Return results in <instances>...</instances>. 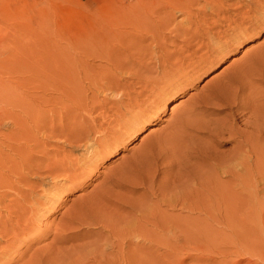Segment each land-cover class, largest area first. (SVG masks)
Wrapping results in <instances>:
<instances>
[{
  "label": "rangeland",
  "instance_id": "1",
  "mask_svg": "<svg viewBox=\"0 0 264 264\" xmlns=\"http://www.w3.org/2000/svg\"><path fill=\"white\" fill-rule=\"evenodd\" d=\"M0 124V264H264V0H0Z\"/></svg>",
  "mask_w": 264,
  "mask_h": 264
},
{
  "label": "bare ground",
  "instance_id": "2",
  "mask_svg": "<svg viewBox=\"0 0 264 264\" xmlns=\"http://www.w3.org/2000/svg\"><path fill=\"white\" fill-rule=\"evenodd\" d=\"M168 5H169V4H168ZM166 7H167V6H166ZM160 8H161V6H160ZM98 15H99V14H98ZM99 16H100V15H99ZM99 16H97V17H99ZM101 18H102V17H101ZM135 19H136V18H135ZM99 20H100V19H99ZM160 21H162V20H160ZM139 24H140V23H139ZM131 25H132V24H131ZM96 28H97V27H96ZM133 30H134V29H133ZM144 30H145V29H144ZM139 31H140V30H139ZM145 31H146V30H145ZM89 34H90V33H89ZM139 35H140V34H139ZM182 35H183V34H182ZM112 36H113V35H112ZM115 37H116V36H115ZM90 38H91V37H90ZM188 38H189V37H188ZM89 40H90V39H89ZM132 52H133V51H132ZM15 54H16V53H15ZM132 54H133V53H132ZM22 55L24 56L25 54H22ZM22 55H21V56H22ZM19 56H20V54H19ZM23 56H22V58H23ZM188 56H189V55H188ZM57 57H59V56H57ZM162 57H163V56H162ZM162 57H161V58H162ZM8 58L10 59V61H11V63H12V62H14V61L17 62L18 56H17V55H13V54H11ZM182 58H183V56H182ZM23 59H25V58H23ZM28 59H29V58H28ZM20 60H21V59H20ZM25 61H26V60H25ZM27 62H28V60H27ZM22 63H23V62H22ZM12 64H13V63H12ZM120 64H121V63H120ZM146 64H147V63H146ZM180 64H181V63H180ZM22 65H23V64H22ZM27 65H28V64H27ZM18 66H19V65H18ZM181 66H182V65H181ZM23 67H24V66H23ZM53 67H54V66H53ZM28 68H29V67H28ZM54 69H55V68H54ZM63 69H64V68H63ZM169 69H170V68H169ZM52 70H53V69H52ZM86 70H87V69H86ZM84 71H85V70H84ZM170 71H171V69H170ZM153 72H154V71H153ZM87 73H88V72H87ZM102 73H103V72H102ZM157 73H158V72H157ZM84 74H85V73H84ZM89 75H90V74H89ZM160 75H161V74H160ZM167 75H169V74H167ZM97 76H98V75H97ZM101 76H102V75H101ZM93 77H94V76H93ZM93 77H92V78H93ZM102 77H103V76H102ZM117 77H118V76H117ZM167 77H168V76H167ZM87 79H88V78H87ZM93 79H94V78H93ZM104 81H105V80H104ZM93 82H94V81H93ZM96 82H97V79H96ZM102 82H103V80H102ZM94 85H95V84H94ZM105 86H106V85H105ZM250 86H251V85H250ZM257 87H258V86H257ZM107 89H108V88H107ZM249 89H250V88H249ZM102 90H103V89H102ZM228 90H229V89H228ZM251 90H252V89H251ZM258 90H259V89H258ZM116 91H117V90H116ZM106 92H107V91H106ZM227 92H229V91H227ZM252 92H253V90H252ZM252 92H250V91L248 92V96H247V99H248V100H247V101H251V100L254 99V98L252 97L254 93L251 94ZM116 93H117V92H116ZM221 93H222V92H221ZM221 93H220V94H221ZM232 93H233V92H232ZM106 94H107V93H106ZM109 94H111V93L109 92ZM109 94H108V95H109ZM223 94H224V93H223ZM228 94H229V93H228ZM228 94H227V95H228ZM108 95H107V96H108ZM112 96H113V95H112ZM116 96H117V95H116ZM227 98H228V97H227ZM254 100H255V99H254ZM247 101H246V102H247ZM251 102H252V101H251ZM251 102H250V103H251ZM248 104H249V103H248ZM262 117H263V116H262ZM13 120H14V119H13ZM13 122H14V121H13ZM0 125H1V124H0ZM203 128H206V127H203ZM51 130H52V129H51ZM245 139H246V138H245ZM245 139H244V140H245ZM246 140H247V139H246ZM247 141H248V140H247ZM247 141H246V142H247ZM240 142H241V141H240ZM242 142H243V141H242ZM242 142H241V143H242ZM94 144H95L94 142H90V143H89V141H88V142H85V144L83 145V146H84L83 149H84V153H85V154H84V157H85L84 159H86L88 162H91V161L93 160V158L95 157V148H94ZM242 145H244V144H242ZM242 145H241V146H242ZM248 145H250V144H248ZM245 146H246V145H245ZM243 147H244V146H242V148L240 147L239 149H237V151H238V150H239V151L242 150ZM244 150H245V149H244ZM244 150H243V151H244ZM251 150H252V149H251ZM96 151H97V150H96ZM239 153H241V152H239ZM252 153H253V152H252ZM242 154H243V152H242ZM242 154H238V157H237V158H234L233 155H232L233 159L235 160L234 163H242L241 160H240V158H242V157H240V156H242ZM246 154H247V153H246ZM234 156H235V154H234ZM244 156H245V154H244ZM244 156H243V157H244ZM229 157H230V160L233 161V159H231L232 157H231V156H229ZM239 157H240V158H239ZM244 158H245V157H244ZM244 158H243V159H244ZM243 159H242V161H244L246 158H245L244 160H243ZM230 160H229V161H230ZM229 161H228V163H229ZM244 162H246V161H244ZM244 162H243V163H244ZM246 163H247V162H246ZM26 165H27V163H26ZM23 169H24V168H23ZM10 170H11V169H10ZM16 170H17V169H16ZM16 172H17V171H16ZM20 172H21V171H20ZM20 172H19V173H20ZM14 174H15V173H14ZM15 175H17V173H16ZM17 176H18V175H17ZM19 176H20V175H19ZM17 181H18V180H17ZM136 238H137V237H136Z\"/></svg>",
  "mask_w": 264,
  "mask_h": 264
}]
</instances>
